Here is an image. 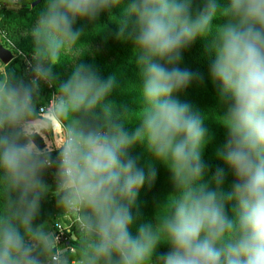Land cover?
<instances>
[{"label":"clouds","instance_id":"1","mask_svg":"<svg viewBox=\"0 0 264 264\" xmlns=\"http://www.w3.org/2000/svg\"><path fill=\"white\" fill-rule=\"evenodd\" d=\"M102 13L117 39L134 43L139 110L106 102L115 78L79 62L86 45L45 118L41 84L54 83L53 68L81 43L77 19L93 23L96 35L107 29L95 23ZM30 35L32 78L18 79L7 65L0 72V264H74V243L60 246L47 222L37 223L53 169L57 206L77 218L80 264H264V0H201L195 8L193 0H45ZM198 37L212 38L209 75L227 131L219 155L234 176L230 192L222 168L204 181L203 119L178 98L195 78L179 66L182 53ZM133 120L139 126L128 133ZM38 135L55 139L41 149ZM145 142L175 191L133 236L131 206L156 172L146 176L128 149Z\"/></svg>","mask_w":264,"mask_h":264},{"label":"trees","instance_id":"2","mask_svg":"<svg viewBox=\"0 0 264 264\" xmlns=\"http://www.w3.org/2000/svg\"><path fill=\"white\" fill-rule=\"evenodd\" d=\"M17 0V3L10 5L5 0H0V36L4 39L0 40L1 45L9 44V39L15 44L11 51L20 50L28 55L33 54L34 41L30 35V28L35 24L39 11L44 7L45 0ZM128 0H124L127 4ZM228 0H221L222 4H226ZM36 3L35 5H33ZM201 0H193V7H197ZM119 9H114L113 14H118ZM216 20L214 23H219ZM96 24H107V29L93 35V23L89 21L77 19L74 24V30L81 31L80 44L69 55L63 57L65 61L53 68L54 83L52 88L46 83H42L40 87V108L53 92L56 93L57 88L71 74L74 66L72 60L83 55L79 62L90 66L102 80L109 77L115 78V86L111 93L106 97V102L114 105L116 111L128 110L136 112L139 110L140 94L136 90L139 84L138 68L135 63L136 55L134 52V43L127 35L123 39H117V25L111 23L108 19V13H102ZM95 31H99L96 29ZM8 37V40L6 41ZM212 38H197L182 53L181 68H186L195 74V78L191 84L178 95L181 102L190 105L192 111L203 119V126L206 129V144L202 151V159L207 166V172L204 177L205 182L211 181L217 168L224 169L225 180L222 185L224 192H230L234 181V176L219 153L223 150L227 137L226 129L217 121L220 116L216 111L217 108V92L216 86L213 84L209 68L212 56L209 51ZM6 43V44H5ZM6 48V47H5ZM22 58H14L7 66L10 72H14L18 79L28 82L33 73L27 70ZM4 65V64H3ZM5 70H6V65ZM139 122L133 120L131 123L125 124V131L132 133ZM50 138V136H46ZM36 143L41 148L47 147L45 136L38 135ZM128 155L134 158L137 166L144 170L146 176L150 171L155 170L156 177L149 182L147 179L144 185L138 190L136 199L131 206V214L133 223L130 226V232L133 236L137 235L138 229L142 224L155 223V213L159 205L166 202L168 196L175 191L170 170L161 162L157 161L153 154L148 150L146 142L136 143L128 149ZM52 156V155H51ZM53 157V156H52ZM45 183L55 189L54 169L49 170L44 176ZM214 187V185H212ZM235 201L229 202L227 212L229 216ZM57 206L56 198L47 201H41L40 215L37 223L47 222L53 212L60 211ZM78 256L83 254V248L80 243V235L78 240L74 242ZM168 251L166 245H160L159 253Z\"/></svg>","mask_w":264,"mask_h":264},{"label":"built area","instance_id":"3","mask_svg":"<svg viewBox=\"0 0 264 264\" xmlns=\"http://www.w3.org/2000/svg\"><path fill=\"white\" fill-rule=\"evenodd\" d=\"M17 53V56L20 55V57H25L26 59H28V56L22 51L18 50ZM50 88H52V85L50 86ZM54 94L55 92H53L51 96L46 100V102L40 107L44 115H48V113L44 112L43 108L51 103V98L54 96ZM51 155L53 156L52 158L55 159L58 155V151L56 150ZM52 228L55 235L59 237V245L62 247H72L73 243L78 240L79 232L77 229V218L74 214H69L67 212L63 213L62 209L60 211H57L53 216ZM71 251L74 257V264H80V258L78 256V250L75 244L72 247Z\"/></svg>","mask_w":264,"mask_h":264},{"label":"rangeland","instance_id":"4","mask_svg":"<svg viewBox=\"0 0 264 264\" xmlns=\"http://www.w3.org/2000/svg\"><path fill=\"white\" fill-rule=\"evenodd\" d=\"M1 39H4V37L1 35L0 36V40ZM8 40V37H7V39H6V41ZM6 44V43H5ZM7 46H5L4 45V47H6V48H8V49H10L11 47L13 48V46L15 45L10 39H9V44H6ZM11 50V49H10ZM15 52H13V55H14V58H16V57H20V55L19 56H17L18 55V53H17V51L16 50H14ZM27 56H28V59H26L25 57L24 58H22V57H20V58H22V62L24 63V65H25V67H26V69L27 70H31V67H30V65H31V63H33V61H32V54L31 55H28L27 53H25ZM2 71H5V66L1 63V61H0V72H2ZM32 78V77H31ZM44 115V114H43ZM45 116V118H48V115L47 114H45L44 115ZM55 123V131H56V133H59L60 131H61V126H60V124L58 123V122H54ZM53 138L55 139V137H53V136H50V138H49V142L51 141V140H53ZM49 142H48V145H47V147L49 146ZM56 142H58V141H56ZM56 150L53 148V150H52V152H51V154H53L54 152H55ZM51 197H53L52 195H51V192L50 193H48L47 194V196L44 198L45 200H47V201H49L50 200V198ZM53 199V198H52ZM56 212H53V216H54V214H55ZM53 216H52V219H49V221L53 224ZM48 221V222H49Z\"/></svg>","mask_w":264,"mask_h":264},{"label":"water","instance_id":"5","mask_svg":"<svg viewBox=\"0 0 264 264\" xmlns=\"http://www.w3.org/2000/svg\"><path fill=\"white\" fill-rule=\"evenodd\" d=\"M39 1L40 0H38L37 2ZM35 4L36 3H34L33 5ZM13 59H14L13 52L10 49L5 48L3 45L0 44V61L4 65H8Z\"/></svg>","mask_w":264,"mask_h":264},{"label":"crops","instance_id":"6","mask_svg":"<svg viewBox=\"0 0 264 264\" xmlns=\"http://www.w3.org/2000/svg\"><path fill=\"white\" fill-rule=\"evenodd\" d=\"M2 63V62H1ZM3 64V63H2ZM45 139H46V141H47V144H48V140H49V138H47L46 136H45ZM52 191H54V189L53 188H51V190H50V192H51V195H52ZM49 192V193H50ZM53 196V195H52ZM52 198H54V196L53 197H51L50 198V200L52 199ZM53 214V213H52ZM52 214H51V216H50V219H52ZM47 224H48V227H49V229L53 232V228H52V223L49 221H47Z\"/></svg>","mask_w":264,"mask_h":264}]
</instances>
